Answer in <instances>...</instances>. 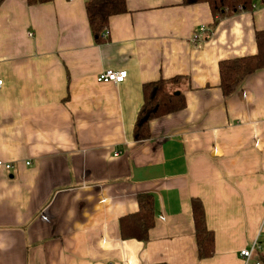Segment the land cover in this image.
<instances>
[{
	"label": "crops",
	"instance_id": "crops-1",
	"mask_svg": "<svg viewBox=\"0 0 264 264\" xmlns=\"http://www.w3.org/2000/svg\"><path fill=\"white\" fill-rule=\"evenodd\" d=\"M181 1L127 0L96 43L86 0H0V264H244L254 240L264 260V68L226 98L218 67L258 52L264 0L211 34L209 5ZM113 68L127 78L98 82ZM175 76L187 106L136 141L143 84ZM147 193L149 240L124 239ZM193 197L215 233L205 259Z\"/></svg>",
	"mask_w": 264,
	"mask_h": 264
},
{
	"label": "trees",
	"instance_id": "trees-1",
	"mask_svg": "<svg viewBox=\"0 0 264 264\" xmlns=\"http://www.w3.org/2000/svg\"><path fill=\"white\" fill-rule=\"evenodd\" d=\"M28 1L30 4H37L51 0ZM198 2L207 3L214 16L210 34L221 19L243 11L253 10L254 3L253 0H182L181 4H198ZM85 10L94 40L96 43H101L107 39V37H103V33L109 29L111 19L128 10L127 0H86ZM255 37L257 53L222 59L218 63L220 87L223 96L226 98L235 93L247 77L264 68V29H258ZM176 80H178V76L172 77V79L161 78L143 84L144 105L138 113L139 116L133 129L136 141L151 137L150 122L153 119L173 114V112L182 110L187 106V98L182 91L170 92L168 90L169 83ZM191 201L198 257L205 259L215 253V233L207 226L203 201L196 197H193ZM137 203L139 206L135 212L121 217L122 237L148 241L149 231L155 225L156 220L154 196L150 193L140 194Z\"/></svg>",
	"mask_w": 264,
	"mask_h": 264
},
{
	"label": "built area",
	"instance_id": "built-area-1",
	"mask_svg": "<svg viewBox=\"0 0 264 264\" xmlns=\"http://www.w3.org/2000/svg\"><path fill=\"white\" fill-rule=\"evenodd\" d=\"M209 31V29L206 26H201L199 28V33H196L192 36V39L196 43H200V41H203L205 37L202 36V34H206ZM32 35V33H30ZM109 35V31H104L103 37L106 38ZM128 72L125 70H116V69H105L102 70L98 76L97 80L98 82H114V83H120L123 82L127 78ZM3 79H0V89L3 86ZM0 165L4 166L6 169H12L14 168V165L8 162H5L0 159ZM260 242L257 240L253 241V244L250 248H243L240 250V256L244 260V264H264V262L261 259H257L254 257L255 250L260 248Z\"/></svg>",
	"mask_w": 264,
	"mask_h": 264
},
{
	"label": "rangeland",
	"instance_id": "rangeland-1",
	"mask_svg": "<svg viewBox=\"0 0 264 264\" xmlns=\"http://www.w3.org/2000/svg\"><path fill=\"white\" fill-rule=\"evenodd\" d=\"M110 29H106L105 31H109Z\"/></svg>",
	"mask_w": 264,
	"mask_h": 264
}]
</instances>
